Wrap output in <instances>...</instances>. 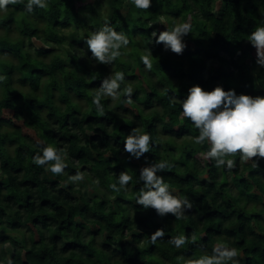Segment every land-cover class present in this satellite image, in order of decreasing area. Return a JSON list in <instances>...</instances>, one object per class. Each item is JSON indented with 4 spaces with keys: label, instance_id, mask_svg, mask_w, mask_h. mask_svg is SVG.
<instances>
[{
    "label": "trees",
    "instance_id": "16d2710c",
    "mask_svg": "<svg viewBox=\"0 0 264 264\" xmlns=\"http://www.w3.org/2000/svg\"><path fill=\"white\" fill-rule=\"evenodd\" d=\"M86 1L49 0L29 13L26 0H17L0 12V149L7 147L18 165L0 164V261L185 264L227 243L240 264H264V158L243 165L237 153L227 157L231 170L216 167L206 157L207 142L193 143L194 126L171 102L195 84L264 96V68L247 40L264 0H153L147 10L131 0H92L91 8ZM159 21L191 23L181 54L148 43L154 29L166 28ZM105 22L129 38L113 65L90 59L82 38ZM148 49L151 70L140 61ZM111 71H124L130 102L123 94L103 99L98 115L91 97ZM135 127L156 140L139 159L123 150ZM44 144L64 150L63 174L33 162ZM156 159L173 164L159 174L192 201L181 219L135 203L140 169ZM78 169L85 179L69 182ZM124 170L133 177L127 190L109 189ZM158 228L165 235L153 243ZM178 234L188 237L180 248L169 243Z\"/></svg>",
    "mask_w": 264,
    "mask_h": 264
},
{
    "label": "clouds",
    "instance_id": "9594fccd",
    "mask_svg": "<svg viewBox=\"0 0 264 264\" xmlns=\"http://www.w3.org/2000/svg\"><path fill=\"white\" fill-rule=\"evenodd\" d=\"M152 2L153 0H131V4L140 10L149 9ZM16 3L17 0H0V12L7 11V6ZM48 6L49 0H26L24 3V8L29 13L34 7L45 9ZM258 21L247 40L256 49L257 65L264 68V12H261ZM159 22L165 24L166 28L158 33L154 29L148 43H163L165 50L181 54L186 46L184 37L193 32L191 23L173 21L171 25H168L163 21ZM82 38L91 52L90 59L95 63L106 65H113L118 57L125 55L126 52L122 50H126L129 45L128 36L123 31H117L107 22ZM151 53L148 49L147 54L140 56L141 63L148 70L153 67ZM125 79L124 71H111L102 79L100 86L91 97L92 105L95 106L98 115H103L105 112V105L101 102L103 99L110 98L115 102L123 94L128 98L126 102H130L133 89L124 84ZM171 102L179 103L182 115L197 130L198 134L195 135L193 143L203 145L207 142L206 157L211 159L216 167L223 166L231 170L234 167V161L227 157L237 153L241 161L254 160L253 157L264 158V96L237 94L234 89L225 90L222 85L205 90L201 85L195 84L188 88L184 99ZM113 107V104L108 105L109 109ZM123 140V150L136 159L149 152L150 147L156 143L150 132L140 131L138 127L133 128ZM64 154L63 149L44 144L34 155L33 162L37 166H44L46 171L53 174H63L67 167L63 159ZM172 167L173 164L166 159H156L155 162L143 166L137 180L138 184L143 183L135 203L145 210L154 209L158 215L171 213L176 219H181L185 215V210L192 207V201L187 195L176 194L170 189L164 176L159 174ZM84 179V173L79 169L75 174L68 176L69 182L74 184ZM132 179L133 177L127 170L121 171L119 175H116L115 182L108 184V188L115 192L127 190ZM92 183L98 185L99 180L93 179ZM164 235L165 230L158 228L150 235V238L155 243ZM187 239L185 235L178 234L170 236L169 243L180 248ZM191 239L195 241L194 236ZM238 257L236 247L229 246L227 243H217L212 246L210 253L205 249L195 259L185 261V264H240ZM0 264L4 262L0 261ZM7 264H12V261L8 260Z\"/></svg>",
    "mask_w": 264,
    "mask_h": 264
},
{
    "label": "rangeland",
    "instance_id": "374dc122",
    "mask_svg": "<svg viewBox=\"0 0 264 264\" xmlns=\"http://www.w3.org/2000/svg\"><path fill=\"white\" fill-rule=\"evenodd\" d=\"M91 3H92V0H87L84 4H83V6H85V7H87V8H91L92 7V5H91ZM146 103L148 104V105H152V103H151V100H147L146 101ZM38 126V128H42V123H41V121H39V124L37 125ZM191 129L193 130L192 132H193V134L194 135H197L198 133H197V130L195 129V127H191ZM43 132L46 134V130H43ZM43 133V134H44ZM246 162L247 161H241V163L243 164V165H246ZM0 164L1 165H3V164H9L12 168H14V169H17L18 168V165H17V163H16V161H14L11 157H10V151L7 149V147H2L1 149H0ZM99 202L97 201V200H95L94 202H93V204H92V209L95 211V212H99Z\"/></svg>",
    "mask_w": 264,
    "mask_h": 264
}]
</instances>
